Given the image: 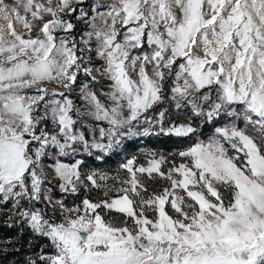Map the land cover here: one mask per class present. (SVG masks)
Returning <instances> with one entry per match:
<instances>
[{
    "label": "snow or ice",
    "instance_id": "6c2138e0",
    "mask_svg": "<svg viewBox=\"0 0 264 264\" xmlns=\"http://www.w3.org/2000/svg\"><path fill=\"white\" fill-rule=\"evenodd\" d=\"M0 264H264V0H0Z\"/></svg>",
    "mask_w": 264,
    "mask_h": 264
},
{
    "label": "rangeland",
    "instance_id": "374dc122",
    "mask_svg": "<svg viewBox=\"0 0 264 264\" xmlns=\"http://www.w3.org/2000/svg\"><path fill=\"white\" fill-rule=\"evenodd\" d=\"M146 138H137L135 139L134 141H130L129 142V147L127 149V154H138L139 153V150L141 148L147 150V149H151L150 147L146 146V145H142L144 143V140ZM133 142V143H131ZM136 147V148H134ZM154 149V148H153ZM156 150H159V149H156ZM123 159V156H120L119 158L118 157H115L113 156L106 164H102L101 167L104 169V170H107V169H116V167L118 166V163L120 162V160ZM99 162H93L92 160H89V166L90 167H95L96 164H98Z\"/></svg>",
    "mask_w": 264,
    "mask_h": 264
},
{
    "label": "trees",
    "instance_id": "16d2710c",
    "mask_svg": "<svg viewBox=\"0 0 264 264\" xmlns=\"http://www.w3.org/2000/svg\"><path fill=\"white\" fill-rule=\"evenodd\" d=\"M142 145H146L150 147L151 149L154 148V149H159V150H171L175 146L171 140L164 138V137H160V138L148 137L144 140V143Z\"/></svg>",
    "mask_w": 264,
    "mask_h": 264
}]
</instances>
